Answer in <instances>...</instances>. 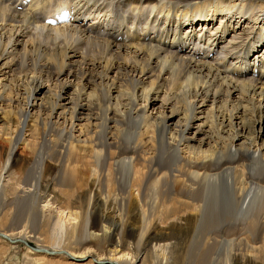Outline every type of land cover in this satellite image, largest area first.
I'll list each match as a JSON object with an SVG mask.
<instances>
[{"label":"bare ground","instance_id":"obj_1","mask_svg":"<svg viewBox=\"0 0 264 264\" xmlns=\"http://www.w3.org/2000/svg\"><path fill=\"white\" fill-rule=\"evenodd\" d=\"M263 44L264 0H0V264H264Z\"/></svg>","mask_w":264,"mask_h":264},{"label":"rangeland","instance_id":"obj_2","mask_svg":"<svg viewBox=\"0 0 264 264\" xmlns=\"http://www.w3.org/2000/svg\"><path fill=\"white\" fill-rule=\"evenodd\" d=\"M261 49V50H260ZM264 50V44L259 48V50H258V52H256V54H261V52ZM255 54V55H256ZM173 241H175V247H174V254H173V259H172V262L174 263V264H184L183 263V257H182V252L184 251V249H185V241H186V238H185V236L184 235H178V234H176L175 236H174V239H173ZM184 241V242H183ZM180 244V245H179ZM33 246V245H32ZM176 248H178V249H180V250H177ZM62 249V248H61ZM64 250V249H63ZM69 251V250H68ZM179 257H178V256ZM177 256V257H176ZM180 257H181V259H180ZM175 258H176V261H175ZM71 262H73V263H76V264H81V263H84V262H81V261H79V262H76L75 260H73V261H71Z\"/></svg>","mask_w":264,"mask_h":264}]
</instances>
